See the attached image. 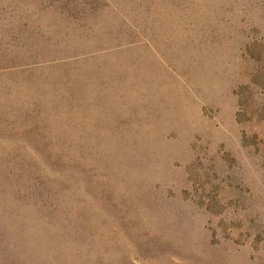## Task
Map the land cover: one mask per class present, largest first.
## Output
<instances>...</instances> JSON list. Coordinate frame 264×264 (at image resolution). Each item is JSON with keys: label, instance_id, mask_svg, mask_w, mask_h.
Wrapping results in <instances>:
<instances>
[{"label": "rangeland", "instance_id": "374dc122", "mask_svg": "<svg viewBox=\"0 0 264 264\" xmlns=\"http://www.w3.org/2000/svg\"><path fill=\"white\" fill-rule=\"evenodd\" d=\"M0 264H264V0H0Z\"/></svg>", "mask_w": 264, "mask_h": 264}]
</instances>
